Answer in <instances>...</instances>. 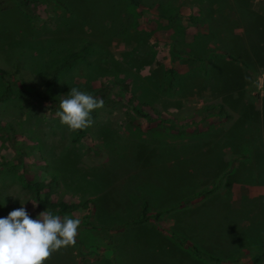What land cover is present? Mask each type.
Wrapping results in <instances>:
<instances>
[{"label": "rangeland", "instance_id": "1", "mask_svg": "<svg viewBox=\"0 0 264 264\" xmlns=\"http://www.w3.org/2000/svg\"><path fill=\"white\" fill-rule=\"evenodd\" d=\"M138 1L0 0V217L22 202L38 218L26 185L44 183L81 220L45 264H264L237 214L230 251L193 227L201 210L219 224L233 174L264 185V0ZM73 87L104 102L76 132L56 115ZM145 206L168 240L125 227Z\"/></svg>", "mask_w": 264, "mask_h": 264}, {"label": "clouds", "instance_id": "2", "mask_svg": "<svg viewBox=\"0 0 264 264\" xmlns=\"http://www.w3.org/2000/svg\"><path fill=\"white\" fill-rule=\"evenodd\" d=\"M103 107V100L73 87L60 100L56 115L62 125L76 132L91 127L92 113ZM26 204L21 202L20 208L0 217V264H45L55 253L77 243L80 219L62 218L48 209L33 219Z\"/></svg>", "mask_w": 264, "mask_h": 264}, {"label": "crops", "instance_id": "3", "mask_svg": "<svg viewBox=\"0 0 264 264\" xmlns=\"http://www.w3.org/2000/svg\"><path fill=\"white\" fill-rule=\"evenodd\" d=\"M151 149H153L157 153H163V152L166 153V152H171L174 150L177 151L178 149H181V148L179 147L178 149H173L170 147L169 148H167V147L155 148L154 147ZM223 155H225V154H223ZM224 158L225 157L223 156V159H222L223 161L225 160ZM247 168H249V167H247ZM217 169L218 168H216L215 170H217ZM215 170H213L211 173H214ZM223 171H224V169H223ZM225 171L227 172L228 170H225ZM240 174H243V173H240ZM201 176L203 178L206 177L203 175H201ZM238 176L239 175H236V173H235V174H233L232 179H229V181H227L229 190L231 192H229V190L227 192L228 193V199H227L226 209H224V207L220 206V201H219L220 195H218L217 201L214 200V203L217 204V207L219 208V210H220V207H222V209L220 211H225L223 215L218 216V218L220 219L219 224L216 222H213L212 224L214 226H212L210 224V222H207L203 219L206 216H203L200 214L204 210L198 211L195 223L193 225V227L196 231V234L199 235L200 233H202V230L204 231V228L209 230L211 234L206 233L205 240H203L202 237H199L198 238L199 245L197 246V248L216 249V247L219 245H225V248L227 249V251H230L231 249L228 246L229 236H227V233L229 231L235 232V228H234L232 221L235 222L236 214L239 216V218L241 220V229L246 230L249 233H251L253 228L257 229L256 232H258L259 234L264 232V224H263L264 211L260 207L261 204H260V206L258 204V202L260 200H263V198H264V185L261 186L262 190L260 191V193L255 192V189L248 188V187L244 188L241 192L236 191V189L239 188L240 186L247 185V184L243 183L244 181L239 182ZM200 177L198 179V187H202ZM204 184H207V181ZM230 186H232V189H230ZM236 186H238V187H236ZM235 192H238V193H235ZM236 194L237 195L240 194V197L238 198ZM200 196H202V195H200ZM200 196H198L196 199L200 198ZM235 196H236V198H235ZM204 198L205 197L202 196L201 197L202 200L198 204H201L204 201ZM198 200H195V201H198ZM190 201H191V199L190 200L183 199L182 201H180L179 203H177L175 205L176 210H180V208H183L184 206H186L187 203ZM234 202H235V204H234ZM145 204H147V203H144V205ZM199 206H201V205H199ZM177 213H178V211H177ZM150 220H152V219H149L145 222L138 223V224L128 223V224H126V226L125 225L124 226L127 227V226L140 225V224H143L144 226H154V227H151V229L154 230V232L159 236V238H161V239L165 238L166 240H168L170 237H168L167 235L165 236L163 233L156 231V229H158L156 223H158V222L156 220H154L155 223H152V222H150ZM150 224H153V225H150ZM120 228H121V226L119 227V229ZM233 251H234V249H233ZM229 254H230V252H229ZM229 263L230 264L231 263L236 264L235 260L232 262H229Z\"/></svg>", "mask_w": 264, "mask_h": 264}, {"label": "trees", "instance_id": "4", "mask_svg": "<svg viewBox=\"0 0 264 264\" xmlns=\"http://www.w3.org/2000/svg\"><path fill=\"white\" fill-rule=\"evenodd\" d=\"M131 1L133 3H135L136 5L140 2L138 0H131ZM78 54H79V52L72 55V57L77 56ZM0 74L5 75V71L0 70ZM219 108H220L221 113L223 115H225V117L232 118V116L230 114L225 113L224 106L222 104L219 105ZM140 113H141V111H139V114ZM143 116H146V115H143ZM26 188H27V190H29L31 193H33L36 196V199L38 202V207L42 211H46L48 209L52 212H57V214L64 217L67 215H71L72 213H74L75 211L78 210L77 205H71V204H68L62 200L54 201L50 198V196H46L44 194V191L46 189V185L44 183L28 182V184L26 185ZM159 217H160V214H157L155 217L150 216L149 211H148V207L145 206L144 211H143V215L137 219H134L131 223L132 224H138V223L145 222L151 218H155L156 220H158Z\"/></svg>", "mask_w": 264, "mask_h": 264}]
</instances>
